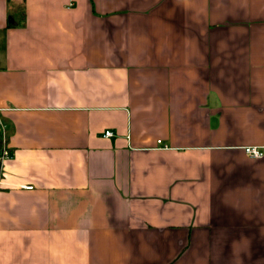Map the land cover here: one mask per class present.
<instances>
[{"label": "crops", "instance_id": "0c3cea01", "mask_svg": "<svg viewBox=\"0 0 264 264\" xmlns=\"http://www.w3.org/2000/svg\"><path fill=\"white\" fill-rule=\"evenodd\" d=\"M0 119V264H264V0H0Z\"/></svg>", "mask_w": 264, "mask_h": 264}, {"label": "built area", "instance_id": "2783aa9c", "mask_svg": "<svg viewBox=\"0 0 264 264\" xmlns=\"http://www.w3.org/2000/svg\"><path fill=\"white\" fill-rule=\"evenodd\" d=\"M0 132L2 134V138L5 139L6 132H7V126L1 119H0ZM104 135L105 136H111L112 135V131L106 130L104 132ZM157 142H160V140H158ZM244 150H245V152L248 155H250L252 157H260L262 154H264V152H262V150L259 147H257V146H246V147H244ZM10 156H11V154L8 153V151L6 150V146H5L4 149H3L2 155L0 157V162H1V164H0V174H1V169H2L1 167H2L3 160L6 159V158H9ZM25 187L26 188H31V185H25Z\"/></svg>", "mask_w": 264, "mask_h": 264}, {"label": "trees", "instance_id": "16d2710c", "mask_svg": "<svg viewBox=\"0 0 264 264\" xmlns=\"http://www.w3.org/2000/svg\"><path fill=\"white\" fill-rule=\"evenodd\" d=\"M9 24L11 25L12 23L10 22ZM7 139H8V134H7V132H6V137H5V139L2 138V134H1V132H0V157H1V155H2V152H3L4 147L6 146ZM6 150L8 151V153L11 154V151H10V149H9L7 146H6ZM0 164H1V162H0Z\"/></svg>", "mask_w": 264, "mask_h": 264}]
</instances>
